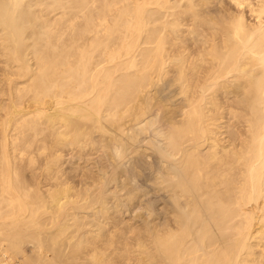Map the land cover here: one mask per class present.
<instances>
[{
  "label": "bare ground",
  "instance_id": "1",
  "mask_svg": "<svg viewBox=\"0 0 264 264\" xmlns=\"http://www.w3.org/2000/svg\"><path fill=\"white\" fill-rule=\"evenodd\" d=\"M211 1L0 0V264H264V0L220 20ZM105 127H156L178 160L180 216L131 242L105 233L129 202L106 193L124 157ZM64 151L96 172L73 181Z\"/></svg>",
  "mask_w": 264,
  "mask_h": 264
},
{
  "label": "rangeland",
  "instance_id": "2",
  "mask_svg": "<svg viewBox=\"0 0 264 264\" xmlns=\"http://www.w3.org/2000/svg\"><path fill=\"white\" fill-rule=\"evenodd\" d=\"M173 1L175 2V0H173ZM219 1H220V3H219ZM202 7H205V8L203 9ZM198 8L199 9L202 8L201 11H203L205 13V15H204L203 12L202 13L198 12L200 17L202 14L203 15L202 17L203 18L205 17V19H210V18L215 19L217 17V20H220V16L223 13L222 8H225L226 10L229 9L232 11L235 10V8L232 6V3L230 2V0H212L211 3L208 4V6L207 5L201 6V8H200V6H198ZM198 8H197V10H199ZM216 10H217V12H216ZM219 12H221V14ZM206 13L212 15V17L207 14V16H208V18H207ZM213 15H215V16H213ZM204 28L207 29L206 27H204ZM229 96L230 97L228 98V100L231 98V100L233 99L232 102H238L240 100V98L242 97L241 95H238L239 98L237 96H236V98H235V96H231V95H229ZM231 100H230V102H231ZM227 118L228 117L226 116V119ZM226 119H223V124L227 123L226 125H223L224 126V128H223L224 131L222 130V133L224 132L223 137H229V135H228L229 133L231 135H233L234 132H236V131L239 134H242V132L244 133V131H245L244 125L240 124L239 122L234 124V121H232V120H231V124L228 125L230 120H229V118H228V120H226ZM227 125H228V127H227ZM225 129L228 132L225 131ZM240 130L241 131L243 130V131L240 133ZM149 131H151V133L148 131L146 133H143V134L138 132L140 135L138 134L139 135L138 138H137V136H135L134 141L133 140L129 141L127 138H125V136L122 137V135H120L118 133H117V136L120 138H117L115 136L116 132H113L112 130H108L109 133L107 132V135L105 134V137H108L110 139H112V137H114V136H115V138H114L115 140H116V138L120 139V140H122V138H123L122 141H120V140L116 141V143L120 141L118 143L119 145L115 143L116 148L118 147L119 150H121V152H122V154L121 155L118 154V157L115 159H121L122 155L124 157L121 159V162H120V160H115L114 165H113V163H112V166L108 165L109 169L107 168L106 180H109L113 176L114 173L120 172L119 173L120 179L118 180V181H120V183L119 182H118V184L109 183L107 185V187L105 188L106 193L110 195L111 192H113L115 190L116 185H117V188H120V186H122V183H124V181H126V183L124 184L126 186V190H124V191L122 190V191H119L117 193L120 194V199L123 200V201H121L123 204L124 203L126 204V200L129 201V202H127V205L125 208L126 211L124 209L123 213H118L116 216L115 214H112V211L110 212V215H112L111 218L114 217V219H112L113 221H108L109 223H108V227H105V231H106L105 233H107L109 230L114 232V229L112 230V228H110V226L115 227V225H117L115 227V230H116L115 233H117V231H123L127 236L125 238V239H127V241H130L131 238L134 237L136 234H139L140 231H141V233L144 232L145 229H148L151 227L155 228V229H162V226L164 228V225L166 224L167 221L168 222H167L166 226L168 225V223L173 221V219L176 217L174 212H176L177 216H180V214H181V210L176 207L175 199H173V198H175L174 192H176V190L173 186V181L176 183L180 179V178H178V180H176L177 176L180 177V175L176 171L178 168V160L176 161L177 158H175V160H174L173 158H168V156L166 157L165 154H168V152L166 150V147H165L166 151L163 149L165 146L164 144L166 142L163 139L161 141L160 136L157 137L156 131H158V130L156 129V127H152L151 129H149ZM154 132H155V134H153ZM237 132L235 133L236 135H237ZM112 134H115V135L110 137V135H112ZM226 134H227V136H226ZM158 138H160V139H158ZM126 141H128L131 144L130 145L131 148L129 147V143ZM149 142L150 143L152 142V143L150 144ZM155 142H158V143L155 144ZM121 143L122 144L124 143V145H121ZM123 147H126V148H123ZM160 148L162 150H160ZM64 152L65 153H64V158H63L64 161H62V169H63L64 173L67 174V176L69 178H72L73 181H78L79 178L88 177L92 173L96 172L94 165H96L95 160L97 158V154H94V155L91 154L88 157L87 153L84 152L83 155H80V153H78L79 154V157H78L77 153L68 154L67 151H64ZM164 152H165V154H163ZM124 153L126 156L124 155ZM67 158L70 160V162L68 161ZM80 158H81V160H80ZM162 158H163V160H162ZM65 159H66V161H65ZM71 159H73L74 161H71ZM167 162H170V163H167ZM73 163H74V165H73ZM171 163H172V165H171ZM163 164H164V166H163ZM115 165L116 166L118 165V166L114 167ZM167 167H169V168H167ZM174 167H176V168H174ZM111 168L114 169V172H112L113 169H111ZM173 168L175 170H173ZM174 171L177 173V176H176V174H174ZM178 171H179V169H178ZM122 172H123V174H122ZM166 173L169 174L168 175L169 180H168V178H166ZM133 174H135V175H133ZM161 174H163V175H161ZM170 175H172V176H170ZM109 176H110V178H109ZM173 177H175V180L173 179ZM171 178H172V182H171ZM169 181L172 184V188H171ZM127 182H128V186H127ZM166 182H168V183H166ZM160 183H162V184H160ZM167 184H169L170 186ZM129 185H130V187H129ZM165 185H167V186H165ZM165 187H168L169 190L165 189ZM128 189H129V191H128ZM172 190H173V194H171ZM126 191H127V194H126ZM121 193H122V195H121ZM131 194H132V196H130ZM135 195H136V197H135ZM172 195H173V197H172ZM170 196H171V198H170ZM129 198H131V200L134 202L131 201V204H130ZM124 200H125V202H124ZM172 200H174V201L172 202ZM127 211H129L130 213ZM135 213H137L138 216L135 215ZM88 214H90L89 216H91V212H88ZM143 219H145V221H143ZM110 223H111V225H110ZM135 228L136 229L138 228V229L136 230ZM128 231L130 234H128ZM132 232H133V235L130 238V235ZM31 248L32 247L30 245H26V247H25V250L27 251V253L29 255H31V252H30Z\"/></svg>",
  "mask_w": 264,
  "mask_h": 264
}]
</instances>
